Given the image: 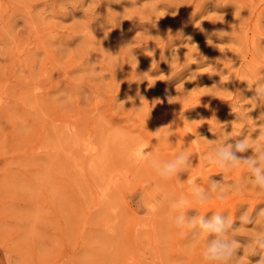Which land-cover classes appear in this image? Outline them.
I'll list each match as a JSON object with an SVG mask.
<instances>
[{
    "label": "rangeland",
    "instance_id": "obj_1",
    "mask_svg": "<svg viewBox=\"0 0 264 264\" xmlns=\"http://www.w3.org/2000/svg\"><path fill=\"white\" fill-rule=\"evenodd\" d=\"M261 77L264 0H0V264H211L208 236L190 242L170 205L232 219L264 208L246 168L203 159L216 147L203 137L264 148V105L248 100ZM149 146L193 167L161 177L133 155ZM209 179L247 186L198 204L191 183ZM232 235L244 245L256 230Z\"/></svg>",
    "mask_w": 264,
    "mask_h": 264
},
{
    "label": "clouds",
    "instance_id": "obj_2",
    "mask_svg": "<svg viewBox=\"0 0 264 264\" xmlns=\"http://www.w3.org/2000/svg\"><path fill=\"white\" fill-rule=\"evenodd\" d=\"M119 2V0H116ZM167 11L165 15H167ZM164 15V16H165ZM224 20V19H223ZM223 22V21H222ZM220 34H225L221 32ZM209 43V41H208ZM210 45L212 44L209 43ZM197 49L198 46L196 45ZM153 55V53L151 52ZM137 66L138 61L134 56ZM179 59L175 54L172 59ZM206 59V58H205ZM198 63V61H197ZM88 70L99 74L96 63L88 62ZM225 76L226 80L230 79ZM254 85V88L252 87ZM253 90L254 95L249 98L252 101L254 108L264 105V77L257 80L256 83L249 86ZM176 96H169L168 102L175 99ZM171 104V103H170ZM198 121V120H194ZM264 135V126L261 127V134ZM168 136V140L169 137ZM210 144H215L210 152L203 157L204 161L214 163L223 172L231 169L244 167L247 169L250 179L258 189L264 190V148L254 150L248 143L247 137L244 139L227 138L222 144H218L216 140H209L203 137ZM232 142H229V141ZM149 147H140L133 153L136 160L149 162L152 167L157 169L159 175L164 178L175 177L180 181V174L188 173L189 169L193 167L191 156H186L183 153L177 155L174 160L166 163H161L153 157V150L146 151ZM249 149L253 151V155H245ZM181 182V181H180ZM245 182H225L209 179L208 188L202 190L196 183L192 182L190 187V194L193 200L198 204L206 203L211 195L214 193L216 199L223 201L229 193H241L246 188ZM188 201L181 198L171 203V208L177 211L174 218L175 225L180 229H188L190 242L200 240L201 236L206 234L208 236L207 246L203 250V258L211 264H238L242 256L238 255V250L243 249V253H248V258L251 256H259L255 264H264V229L258 228V224L264 222V208L258 210L254 209L250 212L248 209L243 211L235 219L228 215L213 213L211 216H197L189 215ZM163 206V202L155 200L150 205L146 206V212L156 213ZM239 220V227L235 225V220ZM251 225L252 227H248ZM150 225L141 224L137 226V234L141 231H147ZM241 228L255 229L256 235L248 239L244 245L237 240L235 234ZM249 260V259H248ZM250 264V262H249Z\"/></svg>",
    "mask_w": 264,
    "mask_h": 264
},
{
    "label": "bare ground",
    "instance_id": "obj_3",
    "mask_svg": "<svg viewBox=\"0 0 264 264\" xmlns=\"http://www.w3.org/2000/svg\"><path fill=\"white\" fill-rule=\"evenodd\" d=\"M110 191V190H109ZM234 211V210H233Z\"/></svg>",
    "mask_w": 264,
    "mask_h": 264
}]
</instances>
